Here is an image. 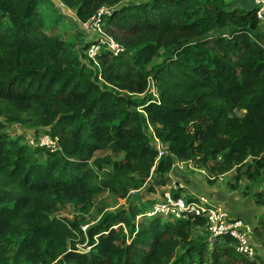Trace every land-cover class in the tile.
Returning <instances> with one entry per match:
<instances>
[{
  "label": "trees",
  "instance_id": "obj_1",
  "mask_svg": "<svg viewBox=\"0 0 264 264\" xmlns=\"http://www.w3.org/2000/svg\"><path fill=\"white\" fill-rule=\"evenodd\" d=\"M41 1L0 0V100L10 118L36 114L60 148H32L0 130V264H263L256 247L249 258L231 237L197 239L201 216H147L154 200L85 229L50 213L55 204L84 208L95 190L116 188L119 174L138 172L144 181L153 169L165 185L182 160L217 174L239 165L236 178L249 183L243 194L263 208L253 235L264 250V23L250 1L118 4L103 31L123 50H102L97 63L87 56L90 64L46 30ZM119 1L78 0L76 14L86 20L100 3ZM101 149L123 157L98 158ZM107 167L113 173L92 185ZM170 193L192 197L184 185Z\"/></svg>",
  "mask_w": 264,
  "mask_h": 264
},
{
  "label": "rangeland",
  "instance_id": "obj_2",
  "mask_svg": "<svg viewBox=\"0 0 264 264\" xmlns=\"http://www.w3.org/2000/svg\"><path fill=\"white\" fill-rule=\"evenodd\" d=\"M138 1L142 0H121L116 4L102 2L89 14L86 20H80L76 14L78 0H42L38 12L44 19L46 30L59 36L70 53L79 54L83 61L90 64L84 45L90 42L94 36L84 28V25L93 22L97 18L98 10L103 6L113 8L124 2ZM226 1L229 4L238 5V2L233 3L235 0ZM163 56L164 54L161 52L156 59L145 64L146 68L149 70L152 66L157 65ZM90 67L94 68V65L91 64ZM152 83H154L153 79L149 77L148 85L152 86ZM139 95L142 96L143 94ZM242 112L244 111L235 110L237 115L242 114ZM0 124V130L6 133L10 139H16L21 144L24 143L30 147L33 146L31 139L36 140L40 134L48 133L49 131V126L41 124L36 114L23 113L19 118H10L3 100H0ZM152 142L157 145L156 140ZM96 156L101 159L107 158L114 161L122 158L123 154L101 149L96 152ZM39 157L43 159L44 155L41 154ZM238 167L240 166L234 165L229 171L217 174L213 171L208 172V170L195 167V164L190 160H182L172 166L168 172L169 181L165 185H158L154 181L153 169L144 181L141 180L142 177L138 172L123 173L117 175L119 184L116 188L95 190L91 202L84 208L75 207L71 203L65 206L55 204V207H51L50 213L74 221L82 229H85L88 225L99 221L106 213H112L123 208L126 209L133 204L146 209L148 201H162L163 194L168 189V186L173 181H178L185 186L187 194L195 193L192 189L193 187L201 192L207 191L214 199L208 198L221 204L233 217L241 218L248 225H253L261 208L254 204L252 194H243L245 184L249 183L243 177L236 178L239 175L236 171ZM112 173L109 167L101 171L98 170V177L92 178V185H98V178L107 179ZM151 187L154 188V191H150ZM250 187L252 193H255L259 185L252 183ZM192 232L197 239H203V236L206 237L204 235V223L197 224L192 228ZM249 240L254 246H258L253 234L249 235ZM78 249L87 250L85 243H79ZM259 249L262 250L261 248ZM256 250L258 254H261L264 264V253H259L258 248Z\"/></svg>",
  "mask_w": 264,
  "mask_h": 264
},
{
  "label": "built area",
  "instance_id": "obj_3",
  "mask_svg": "<svg viewBox=\"0 0 264 264\" xmlns=\"http://www.w3.org/2000/svg\"><path fill=\"white\" fill-rule=\"evenodd\" d=\"M249 1L255 9L259 21L264 23V0ZM111 9L110 6L101 7L98 10L97 18L93 22L84 25V28L94 36L86 49V54L95 63H97L96 56L102 50H108L114 56L123 50V47L112 36L103 31L104 18L110 14ZM148 90L157 97L154 85L148 86ZM31 144L32 147H43L50 151H56L60 148L58 138L51 136L49 133L40 134L36 140L31 139ZM158 150L159 155L163 154V149L159 144ZM182 187L183 185L180 182L173 181L164 192L163 200L154 204L145 214L147 216L171 214L182 218L190 216L192 220L201 216L205 220V235L210 245L219 242L224 237H231L234 240L236 251L249 258L256 254L255 246L249 240V235L252 234L250 225L241 218L233 217L221 204L212 201L205 195H192L190 200L183 196L177 198L171 196L170 190L172 188Z\"/></svg>",
  "mask_w": 264,
  "mask_h": 264
},
{
  "label": "crops",
  "instance_id": "obj_4",
  "mask_svg": "<svg viewBox=\"0 0 264 264\" xmlns=\"http://www.w3.org/2000/svg\"><path fill=\"white\" fill-rule=\"evenodd\" d=\"M194 191H195V193H191V194H189L190 196H192V195H205V196H207V197H209V198H211L212 200L214 199V197L211 195V194H208L207 193V191L206 192H201V191H199V190H197L195 187H193L192 188ZM203 191V190H202ZM261 208V207H260ZM263 208H261V210H262ZM260 212V211H259ZM258 212V213H259ZM255 222H256V219H255ZM255 225V223L253 224V225H250V227H251V229H252V234H253V226ZM255 238V237H254ZM256 239V238H255ZM256 241H257V239H256ZM257 245L258 246H255L256 248H258V251H259V253H264V250L260 247V244H259V242L257 241ZM259 248H261L262 250H263V252H262V250H260Z\"/></svg>",
  "mask_w": 264,
  "mask_h": 264
},
{
  "label": "water",
  "instance_id": "obj_5",
  "mask_svg": "<svg viewBox=\"0 0 264 264\" xmlns=\"http://www.w3.org/2000/svg\"><path fill=\"white\" fill-rule=\"evenodd\" d=\"M51 1H54V0H51Z\"/></svg>",
  "mask_w": 264,
  "mask_h": 264
}]
</instances>
